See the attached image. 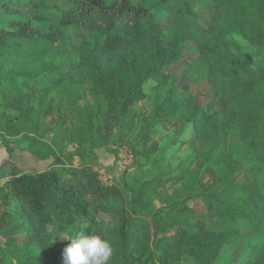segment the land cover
<instances>
[{"label":"trees","instance_id":"16d2710c","mask_svg":"<svg viewBox=\"0 0 264 264\" xmlns=\"http://www.w3.org/2000/svg\"><path fill=\"white\" fill-rule=\"evenodd\" d=\"M180 1L186 3V0ZM208 1H217L221 10L205 33L194 35L199 57L186 69L192 81L206 80L216 88L220 100L206 104L198 102L193 95L180 97L175 89H167L171 78L167 70L177 62L179 44L184 37L175 36L178 44L153 35L147 38V22L154 20L158 8L172 9L174 0H8L2 3L0 76L4 71H15L16 64L24 59L17 49L7 47L9 41L54 40L66 46L73 26L90 32L82 51L89 49L97 38H102L106 45L123 39L133 41L125 50L127 53L120 52L102 64L95 62L89 69L93 96L101 107L105 102L110 104L99 113L97 131L108 143L115 132H122L123 140L142 149L140 158L149 159L159 149L157 143L150 144L159 133L155 127L186 119L201 137L195 151V158L202 161L196 182L201 184L207 176L212 179L210 187L171 207L182 215L192 213L199 220L198 225L178 227L174 236L159 239L153 249L149 222L133 216L126 207L124 192L119 187L103 184L90 167L51 168L37 173L20 171L13 163L9 166L12 169L8 188L0 186V236L7 240L5 245L12 247L14 253H24L27 247L31 251L40 250L43 245L36 240L47 243L63 235L75 238L85 231L110 241L113 256L109 264H179L188 258L197 264H236L232 259L234 247L243 239L244 231L249 230L255 236L252 243L264 239V160L255 145L259 124L264 121V51L259 53L262 61L258 62L243 52L238 41L229 39L238 33L250 44L264 49V0ZM41 9L58 14V23L40 15ZM194 10L189 5L188 12L195 14ZM124 25L126 30L122 29ZM71 57H67L69 61ZM197 67L201 68L195 72ZM204 67H208V72L203 73ZM49 71L44 73L51 74ZM153 78L159 79L153 111L149 115L134 112L132 104L139 99L143 84ZM29 81L36 86V79ZM19 92L12 98L5 97L3 116H24L26 121L36 109L30 100L20 99L26 95L25 90ZM220 107H224L222 112L212 111ZM235 136L248 142L243 155L228 148L229 140ZM1 144L10 154V160L13 159L9 144ZM38 156L43 159V155ZM91 156L94 160L98 157L95 149ZM241 162L252 163L253 169L240 176L234 187L215 191L237 172ZM196 202L206 208L204 213L195 214ZM155 224L161 233L176 228L159 211ZM51 225L56 229L51 231ZM23 233L29 236L21 245L18 236ZM259 249H264V241L256 245L255 253L242 264L258 258L255 254ZM5 255L7 251L0 252V264L47 263L46 257L26 256L20 261L15 257V261L12 257L6 259Z\"/></svg>","mask_w":264,"mask_h":264},{"label":"rangeland","instance_id":"374dc122","mask_svg":"<svg viewBox=\"0 0 264 264\" xmlns=\"http://www.w3.org/2000/svg\"><path fill=\"white\" fill-rule=\"evenodd\" d=\"M4 1L8 0H0V7ZM172 4V9L158 8L156 17L148 21L146 26L147 38L153 35L161 37L170 44H178L175 36L180 39L184 37L183 42L179 44L177 62L167 70L171 76L167 89H175L180 97L193 95L203 104L216 102L220 100L216 88L206 80L192 81L187 77L186 69L199 57L194 35L203 34L209 29L218 11L221 10L220 4L217 1L208 0H186V3L174 0ZM189 5L191 9H195V14L188 12ZM38 13L47 16L49 20H55V23L59 21L58 14L46 9H41ZM126 28L124 25L122 29L126 30ZM70 30L71 36L66 46L54 40L9 41L7 45L9 48L17 49L24 59H20L22 63L16 64L15 71H4L0 76V138L2 137V142L9 144L13 151V159L10 160L9 154L8 163L5 162L3 166H12L14 158L26 151L38 158H40L38 155H43V160L48 159L51 164L45 169L32 168L29 172L40 171L41 173L51 168L62 170L63 168L90 167L98 174L103 184L119 187L124 192L127 200L126 207L133 216L142 217L149 222L153 237L152 247L155 249L159 239L174 236L178 227H196L199 223L192 213L182 215V212L173 211L171 207L175 202H182L189 195L194 196L200 189L208 188L212 184L210 176L205 177L199 185L196 182V175L200 171L202 161L195 158V151L201 144V137L186 119L160 123L155 127V131L159 132L158 135L150 140V144L157 143L159 149L149 159H141L142 149L135 148L129 140H123L120 131L113 134L114 138L109 141L110 143L105 142L104 136L97 131L100 127L98 116L101 109H107L110 104L105 102L101 107L96 101L89 69L95 62L102 64L111 60L116 54L125 52L128 46L135 42L131 41V43L123 39L106 45L102 38H97L89 49L82 51L81 47L90 33L89 30L77 26H73ZM229 39L238 41L246 55L258 62L262 61L259 53H262L264 49L250 44L238 33L230 35ZM69 56H72L70 61L67 58ZM80 56L84 59H79ZM199 68L201 67L195 68V72ZM202 69L203 73L208 72V67ZM48 70L51 73L48 75H52L51 77L44 73ZM29 79H36V86L31 85ZM143 85L139 99L132 104V110L149 115V112L153 111L159 79H149ZM20 89L25 90L26 93L20 99L30 100L36 109V112H33L30 119L26 121H23L24 116L21 118L3 116L5 97H14L20 93ZM42 101H45V104ZM223 110L224 107H220L212 111L217 114ZM78 118L82 122H78ZM90 125H94L95 128ZM263 137L264 121L259 124L255 139V145L264 160ZM45 144L50 148H47ZM228 146L231 152L243 155L248 148V142L241 136H235L229 140ZM94 149L95 153L96 150H100L102 151L100 153L107 158L110 157L111 160L102 162L103 164L99 162V157L94 160L91 156ZM30 166H21V168L29 169ZM253 166L252 163L241 162L237 172L225 179L215 191L234 187L239 177L250 172ZM65 177L66 175L63 174L62 179ZM10 180L11 177L0 176V186L6 188ZM196 203L193 206L195 214L204 213L206 208ZM157 211L169 224L176 227L175 230L159 232L155 224ZM54 226H49V229L55 230ZM28 236L25 233L18 236L21 245ZM252 237L255 236L246 230L243 239L236 243L232 258L236 264L244 263L251 254L255 253L253 250L256 245H262L264 239L261 242L252 243L254 240ZM59 238L47 243L36 240V243L43 245L40 250L37 248V251H31L33 249L27 247L24 253L17 254L12 247L5 245L7 240L0 236V252L7 251L6 259L12 257L15 261L17 257L20 261L26 256H33L37 259L46 257V264H63V249L71 241H59ZM260 249L255 254L258 258L249 264H264V249ZM243 250H246L245 254ZM158 255L159 253L157 258ZM179 264L197 263L188 258Z\"/></svg>","mask_w":264,"mask_h":264},{"label":"clouds","instance_id":"9594fccd","mask_svg":"<svg viewBox=\"0 0 264 264\" xmlns=\"http://www.w3.org/2000/svg\"><path fill=\"white\" fill-rule=\"evenodd\" d=\"M59 241H71L63 249V264H109L113 248L108 239L81 231L75 238L61 236Z\"/></svg>","mask_w":264,"mask_h":264},{"label":"crops","instance_id":"0c3cea01","mask_svg":"<svg viewBox=\"0 0 264 264\" xmlns=\"http://www.w3.org/2000/svg\"><path fill=\"white\" fill-rule=\"evenodd\" d=\"M102 151L100 150H96V154L99 157V162H106V161H110L111 158L110 157H105L104 154L100 153ZM9 159V153L6 150V148L0 144V168L2 170H0V176H6L7 178L10 177V167L8 166H3L5 162H7V160ZM15 161L14 163L16 164V166L20 169V171H26L29 172L32 168H37L38 170L40 169H45V167H49L51 164L49 163L50 161L47 159L43 160L38 158L37 156H34L33 154H31L30 152H26L23 151L21 153V155L19 154L18 156H16V158H14ZM30 164H32L30 166ZM103 164V163H102ZM30 166L29 169H22L21 166ZM40 172V171H39ZM38 172V173H39ZM42 173V172H41Z\"/></svg>","mask_w":264,"mask_h":264},{"label":"built area","instance_id":"2783aa9c","mask_svg":"<svg viewBox=\"0 0 264 264\" xmlns=\"http://www.w3.org/2000/svg\"><path fill=\"white\" fill-rule=\"evenodd\" d=\"M109 185V184H108Z\"/></svg>","mask_w":264,"mask_h":264}]
</instances>
